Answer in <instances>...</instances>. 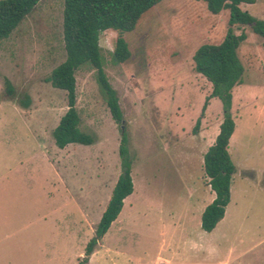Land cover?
<instances>
[{"label":"rangeland","instance_id":"obj_1","mask_svg":"<svg viewBox=\"0 0 264 264\" xmlns=\"http://www.w3.org/2000/svg\"><path fill=\"white\" fill-rule=\"evenodd\" d=\"M63 5L64 0H40L8 37L0 39L2 111L11 119L0 125V163L7 159L10 167L0 179L6 219L0 222V264L77 262L119 176L121 130L133 161V192L88 264H104L99 257L103 259L105 251V263L113 264L114 249L133 263L138 258H167L169 249L198 238L202 230L197 212L208 201L205 194L212 193L203 154L218 132L221 102L209 99L200 128L193 133L211 85L193 71L192 55L200 44L223 38L227 11L211 14L200 1L163 0L125 35L130 58L123 63L112 58L117 33L101 32L103 70L116 91L123 121L112 119L96 70L85 64L75 72V106L80 128L94 142L58 148L52 130L67 109L66 94L46 77L65 58ZM240 8L264 20V0L241 3ZM242 31L247 36L239 55L246 75L232 90L235 130L228 148L238 173L224 226L244 237L220 238L223 226L213 237L222 246L225 241L238 242L237 248L249 246L252 252L246 259L264 264V173H258L264 169V50L248 27H233L235 34ZM5 79L15 88L12 96L4 91ZM25 96L28 106L21 103ZM39 147L58 175V189L51 197L46 180L54 171Z\"/></svg>","mask_w":264,"mask_h":264},{"label":"trees","instance_id":"obj_2","mask_svg":"<svg viewBox=\"0 0 264 264\" xmlns=\"http://www.w3.org/2000/svg\"><path fill=\"white\" fill-rule=\"evenodd\" d=\"M40 0H0V39L8 37ZM163 0H64L62 13V40L64 60L53 68L46 81L54 88L64 90L67 109L52 130V137L58 148L77 143L89 145L94 137L80 128V115L76 109L75 72L88 64L96 70V80L104 95L105 103L116 123L123 121L116 91L108 81L100 54L99 35L106 30L117 33L112 58L123 63L130 58V50L125 35L132 32L137 21L148 10ZM204 4L211 14L227 11L228 30L217 43H202L192 55V69L211 85L202 112L192 128L198 132L201 118L208 101L216 97L221 102L222 120L213 143L203 154V170L215 196L201 213V228L210 232L223 218L230 198V184L236 166L228 151L229 139L234 131L232 117V90L245 80L246 68L239 47L246 39V33L233 32V27H248L260 41L264 50V20L257 19L240 8L241 3L253 0H194ZM4 91L12 96L15 88L8 79L4 80ZM1 92V90H0ZM1 102V93H0ZM25 96L21 103L28 106ZM120 173L112 188L110 198L96 223L93 236L87 241L83 255L75 264H88L98 241L105 235L112 222L119 215L124 199L133 192L131 177L132 158L128 148V137L121 130L118 146Z\"/></svg>","mask_w":264,"mask_h":264},{"label":"crops","instance_id":"obj_3","mask_svg":"<svg viewBox=\"0 0 264 264\" xmlns=\"http://www.w3.org/2000/svg\"><path fill=\"white\" fill-rule=\"evenodd\" d=\"M4 102H0V125H5L9 122H11V119H9V117H7L6 113L4 111H2V105ZM11 104V103H10ZM15 120H12V122ZM235 130V128H234ZM29 132V131H28ZM31 132V131H30ZM34 135H35V131H33ZM218 133V132H217ZM216 133V135H217ZM215 135V136H216ZM234 135V131L229 139V146L231 145V140L232 137ZM36 136V135H35ZM215 139V137H214ZM214 139L212 140V142L214 141ZM212 142L210 143V145L212 144ZM209 145V146H210ZM39 152L42 155V157L45 159L43 152L41 150V147H39ZM32 151H35V148H32ZM230 152V151H229ZM232 156V154H230ZM46 160V159H45ZM47 161V160H46ZM49 164L50 162L47 161ZM0 179L4 178L5 175L7 176V174L9 173L10 167H9V163L7 159H3L0 163ZM50 166L52 167V170L54 171V177H50L49 179L47 178V186L49 187V193L48 196L51 197V191H56L58 189V175L56 170L54 169V167L50 164ZM237 167V166H236ZM263 170H261L259 173V175L261 174V176H263ZM254 174L255 170H253ZM238 173L237 169L235 171V173L232 176V180H231V184H230V198H229V202L225 207V212H224V216L223 218L217 223V225L215 226V228H213V230H211L210 232H206L204 230H202L201 228V221H200V228L203 232H205L206 234L203 235L202 231H198L197 236L198 238L195 240H184L183 242H181L182 244H180V247L177 249H169V252L167 253L168 257L163 258L160 256H157L153 261L148 260L146 262L143 261V259L138 258L136 260L135 263L131 262V260H128L125 256V254L123 253V251L121 250H117L114 249V260L115 261L113 264H119V262H116L117 260L120 259L123 260V263L125 264H174L173 261H176L175 264H256L253 262H250L249 260L246 259V257L248 256V254H250L252 252V250L250 249V247H245V248H241V247H236L235 242L233 243H229L227 241H225L224 246H222V244L219 243V241L215 240L213 235L215 234V231H217V228L219 226H223L221 233L218 231V233H220V238L222 239H228L231 237H236L237 241H240V238L244 237L242 232H239L236 234V236L234 235V233H229L227 231V229L224 226V223L229 219V207H230V203L232 201V184H233V179H234V175ZM240 174V173H239ZM240 176H243L240 174ZM2 189V188H1ZM211 189V188H210ZM3 190V189H2ZM212 191V190H211ZM215 194L212 191V193H207L204 196V199L208 200L205 203H203V205L201 206V208L199 209V212L202 213V211L204 210V208L206 207V205H208L214 198ZM0 222H6L4 216V206L2 204V202L0 201ZM201 218V216H200ZM115 221V220H114ZM113 221V222H114ZM112 222V223H113ZM180 228H182V226L180 225ZM183 229V228H182ZM108 255V252L105 251V253H103V259L102 257H99V261L100 260H104V264L106 257ZM176 255H178V258H176ZM93 256L94 253L91 254L90 258H89V263L92 262L93 260ZM158 260H161L160 263H158ZM127 261H129V263H126ZM172 261V262H171ZM121 264V263H120Z\"/></svg>","mask_w":264,"mask_h":264}]
</instances>
